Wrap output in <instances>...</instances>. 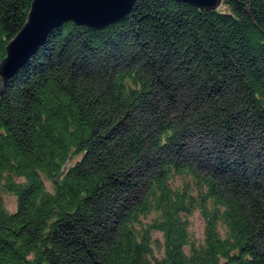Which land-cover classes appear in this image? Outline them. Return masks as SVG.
<instances>
[{
	"label": "trees",
	"instance_id": "obj_1",
	"mask_svg": "<svg viewBox=\"0 0 264 264\" xmlns=\"http://www.w3.org/2000/svg\"><path fill=\"white\" fill-rule=\"evenodd\" d=\"M0 92V264H264V0L65 21Z\"/></svg>",
	"mask_w": 264,
	"mask_h": 264
},
{
	"label": "water",
	"instance_id": "obj_2",
	"mask_svg": "<svg viewBox=\"0 0 264 264\" xmlns=\"http://www.w3.org/2000/svg\"><path fill=\"white\" fill-rule=\"evenodd\" d=\"M137 0H34L25 26L7 45L0 64L3 84L26 65L49 33L65 21L102 29L123 20ZM202 9H218L222 0H176ZM1 93V92H0Z\"/></svg>",
	"mask_w": 264,
	"mask_h": 264
},
{
	"label": "rangeland",
	"instance_id": "obj_3",
	"mask_svg": "<svg viewBox=\"0 0 264 264\" xmlns=\"http://www.w3.org/2000/svg\"><path fill=\"white\" fill-rule=\"evenodd\" d=\"M8 201L9 208H15L16 207V201L13 196L6 197ZM17 208V207H16ZM190 223H191V230L194 234H196L198 240H203L205 238V222L203 220V217L199 211H196L193 213V215L190 216ZM160 236L161 234H156Z\"/></svg>",
	"mask_w": 264,
	"mask_h": 264
}]
</instances>
